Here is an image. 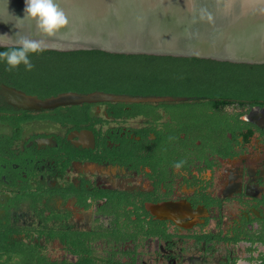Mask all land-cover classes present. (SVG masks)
<instances>
[{
    "label": "flooded vegetation",
    "instance_id": "obj_1",
    "mask_svg": "<svg viewBox=\"0 0 264 264\" xmlns=\"http://www.w3.org/2000/svg\"><path fill=\"white\" fill-rule=\"evenodd\" d=\"M54 108L0 121V264H264V105Z\"/></svg>",
    "mask_w": 264,
    "mask_h": 264
},
{
    "label": "water",
    "instance_id": "obj_2",
    "mask_svg": "<svg viewBox=\"0 0 264 264\" xmlns=\"http://www.w3.org/2000/svg\"><path fill=\"white\" fill-rule=\"evenodd\" d=\"M69 24L55 36H41L28 22L22 35L42 39L46 49L101 50L264 63V0H58ZM23 14L24 0H10ZM10 26L0 23V33ZM15 40L0 41L10 46ZM5 103L37 111L61 105L184 101L185 97L129 96L94 91L63 92L44 99L2 86ZM254 109H261L255 107Z\"/></svg>",
    "mask_w": 264,
    "mask_h": 264
},
{
    "label": "trees",
    "instance_id": "obj_3",
    "mask_svg": "<svg viewBox=\"0 0 264 264\" xmlns=\"http://www.w3.org/2000/svg\"><path fill=\"white\" fill-rule=\"evenodd\" d=\"M6 46H0V51ZM34 68L9 72L0 62V83L27 95L44 99L63 92L86 94L94 91L129 96L185 97L184 101L127 102L133 108L125 113L119 101H104L110 116L152 115L157 106H175L184 119L205 120L206 111L221 106L264 105V63L219 61L198 57L155 55L145 53H111L101 50L57 51L46 49L31 57ZM98 103V102H95ZM80 103L55 107L48 116L59 124L94 118L90 107ZM69 112V115L62 111ZM23 109L0 105V121L16 138L20 124L35 116ZM212 116V115H211ZM214 118V117H212ZM206 121V120H205Z\"/></svg>",
    "mask_w": 264,
    "mask_h": 264
},
{
    "label": "clouds",
    "instance_id": "obj_4",
    "mask_svg": "<svg viewBox=\"0 0 264 264\" xmlns=\"http://www.w3.org/2000/svg\"><path fill=\"white\" fill-rule=\"evenodd\" d=\"M25 22L34 26L41 36L52 37L68 26L69 19L58 0H24L22 15L10 8V0H0V23L10 26L9 32L0 33V41H12L15 37L6 50L0 51V62L9 72L19 70L21 65L25 71H32L31 57L46 51L42 39L21 34ZM175 166L181 167L182 162Z\"/></svg>",
    "mask_w": 264,
    "mask_h": 264
}]
</instances>
